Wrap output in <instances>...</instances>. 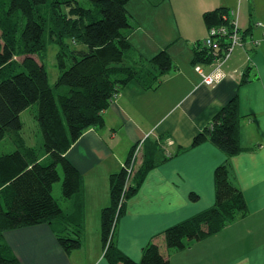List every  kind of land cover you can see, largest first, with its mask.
Returning a JSON list of instances; mask_svg holds the SVG:
<instances>
[{
  "label": "crops",
  "instance_id": "0c3cea01",
  "mask_svg": "<svg viewBox=\"0 0 264 264\" xmlns=\"http://www.w3.org/2000/svg\"><path fill=\"white\" fill-rule=\"evenodd\" d=\"M219 7L237 13L245 42L223 66V78L207 86L194 69L193 49L207 34L203 13ZM126 10L136 23L128 36L135 52L150 58L167 47L174 68L154 90L128 82L103 111L104 126L86 130L66 151L81 175L82 190L56 200L68 214L80 203L81 246L65 252L46 223L4 231V241L18 264H109L100 229L101 209L110 200L109 176L141 142L138 163L145 152L156 164L116 223L114 242L120 251L139 261L142 248L167 227L211 206L214 170L227 160L247 213L183 249L166 250V255L170 264H264V38L263 29L254 25H264V0H164L156 6L150 0H129ZM203 68L209 71L207 65ZM234 96L241 115L238 141L244 149L228 157L209 140L190 146ZM147 141H158L164 152L152 156ZM191 192L196 200L190 199Z\"/></svg>",
  "mask_w": 264,
  "mask_h": 264
},
{
  "label": "trees",
  "instance_id": "16d2710c",
  "mask_svg": "<svg viewBox=\"0 0 264 264\" xmlns=\"http://www.w3.org/2000/svg\"><path fill=\"white\" fill-rule=\"evenodd\" d=\"M84 1L88 6L80 0H8V7L0 8V140L8 135L15 145L13 151L0 153V264H18L3 239V232L11 229L46 223L65 252L81 246L80 203L68 214L52 194L58 180L63 198L78 196L82 190L81 175L66 151L86 130L104 126L103 111L128 82L136 80L143 89L154 90L174 68L167 47L150 58L133 49L128 36L136 23L126 10L129 0ZM162 1L150 0L153 6ZM45 6L47 12H42ZM18 12L25 20L23 26L18 23ZM225 14L228 9L219 7L205 11L202 17L209 27L226 23ZM67 40L83 47L69 49ZM51 43L58 46L55 89L41 62ZM193 51V64L207 61L205 50L195 44ZM13 55L22 56L19 63L12 60ZM246 80L244 76L242 82ZM34 102L42 152L27 145L20 134V113ZM240 120L234 96L192 138L190 146L209 140L228 157L240 152L244 149L238 141ZM160 139H166L165 135ZM147 142L152 156L163 151L158 141ZM136 145L130 148L122 167L110 174L109 204L100 212L103 257L109 264H170L166 250L183 249L247 213L246 201L226 160L214 170L213 204L150 240L139 261L129 258L114 242L116 223L126 201L156 164L145 152L138 163L137 152L128 175L126 166ZM189 197L196 200L198 196L191 192Z\"/></svg>",
  "mask_w": 264,
  "mask_h": 264
},
{
  "label": "built area",
  "instance_id": "2783aa9c",
  "mask_svg": "<svg viewBox=\"0 0 264 264\" xmlns=\"http://www.w3.org/2000/svg\"><path fill=\"white\" fill-rule=\"evenodd\" d=\"M223 18L226 19V23L210 25L207 28V34L196 43L199 50H205L206 58L208 59L205 63L194 64V69L200 75L201 83L207 86H213L223 78V66L228 61L235 48L243 46L245 42V38L238 24L237 13L232 10L228 11V14L223 15ZM254 25L263 29L262 35L264 38V25L261 22H255ZM252 41L253 44L257 43L256 40ZM204 64L209 67V71L204 70ZM167 142L171 143V141L168 140ZM140 145L141 142L136 145L129 165L126 166L128 175L132 171L134 158L139 151ZM123 200L122 195L120 202Z\"/></svg>",
  "mask_w": 264,
  "mask_h": 264
},
{
  "label": "rangeland",
  "instance_id": "374dc122",
  "mask_svg": "<svg viewBox=\"0 0 264 264\" xmlns=\"http://www.w3.org/2000/svg\"><path fill=\"white\" fill-rule=\"evenodd\" d=\"M51 1V0H48ZM80 3L84 6H88L84 0H80ZM8 0H0V8L6 9L8 7ZM42 12H47V7L45 6L42 9ZM17 18L19 19V25L23 26L25 20L18 12ZM69 49L78 48V44H73L71 40H67ZM58 51V46L56 44H49L47 46L46 52L42 55V63L45 66L47 71L48 80L51 86L54 85L55 80L59 74L58 68L56 66V52ZM37 58V56H34ZM22 56L13 55L12 60L15 63H19ZM64 87V86H63ZM54 88V86H53ZM55 89V88H54ZM55 94H57V90H55ZM37 113V103L34 102L30 104L26 109H24L20 113V119L22 121V128L20 131L21 136L25 140V143L29 146H32L38 150V152H42L43 150V142H42V135L39 130V127L36 122L35 115ZM15 149V145L11 141L8 135H5L4 138L0 140V153L11 152ZM61 175V171H59ZM52 194L53 196L60 201L61 200V181L58 180L53 183L52 186Z\"/></svg>",
  "mask_w": 264,
  "mask_h": 264
}]
</instances>
